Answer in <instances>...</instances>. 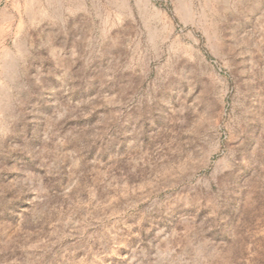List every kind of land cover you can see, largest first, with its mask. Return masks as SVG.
I'll use <instances>...</instances> for the list:
<instances>
[{"label": "rangeland", "instance_id": "obj_1", "mask_svg": "<svg viewBox=\"0 0 264 264\" xmlns=\"http://www.w3.org/2000/svg\"><path fill=\"white\" fill-rule=\"evenodd\" d=\"M0 264H264V0H0Z\"/></svg>", "mask_w": 264, "mask_h": 264}]
</instances>
